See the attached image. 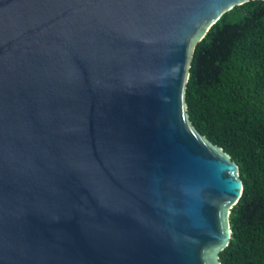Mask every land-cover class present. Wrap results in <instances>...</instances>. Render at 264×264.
Returning a JSON list of instances; mask_svg holds the SVG:
<instances>
[{"label":"water","instance_id":"water-1","mask_svg":"<svg viewBox=\"0 0 264 264\" xmlns=\"http://www.w3.org/2000/svg\"><path fill=\"white\" fill-rule=\"evenodd\" d=\"M247 1L0 0V264H221L243 182L186 84Z\"/></svg>","mask_w":264,"mask_h":264},{"label":"trees","instance_id":"trees-1","mask_svg":"<svg viewBox=\"0 0 264 264\" xmlns=\"http://www.w3.org/2000/svg\"><path fill=\"white\" fill-rule=\"evenodd\" d=\"M192 124L239 166L221 264H264V0L224 12L195 45L186 84Z\"/></svg>","mask_w":264,"mask_h":264}]
</instances>
